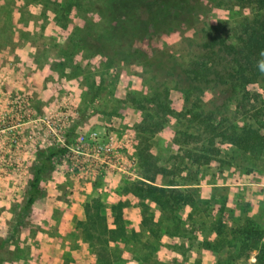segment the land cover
<instances>
[{"label": "trees", "instance_id": "1", "mask_svg": "<svg viewBox=\"0 0 264 264\" xmlns=\"http://www.w3.org/2000/svg\"><path fill=\"white\" fill-rule=\"evenodd\" d=\"M20 24L38 19V60H102L109 66L135 64L146 73L149 94L132 102L143 111L149 131L164 132L180 146L170 167L159 162L149 138L139 141L141 177L122 187L132 197L139 221L129 228L128 200L110 208L112 219L99 204L88 206L90 221L86 239L96 246L99 260L112 264H237L256 253L264 264V225L251 217H233L229 196L232 171L250 156L253 163L264 159V0H17ZM24 1V2H23ZM15 2V0H14ZM15 2V3H17ZM38 2V15L31 3ZM251 9L230 28L228 20L216 18L217 9ZM10 11H13L9 8ZM12 25V22H10ZM179 34V49H147L138 42ZM49 38V39H48ZM41 40V42H40ZM262 89L253 93L252 89ZM182 106L176 109L175 96ZM240 97L249 105L245 116L230 119L229 106ZM255 122L247 124V118ZM239 118V117H238ZM231 149V155L223 156ZM67 148L60 145L42 153L33 166L27 187L30 208L42 194L41 181L51 162ZM215 168L227 185L217 188H178L191 184L198 172L184 183L183 169ZM166 184L168 186H162ZM188 209L187 217L182 212ZM246 212L248 210L242 208ZM94 212V214L92 212ZM243 211L244 213H246ZM197 215L206 216L190 224ZM95 231V232H93ZM93 232V233H92ZM5 242L0 243V248ZM190 255L195 259L190 262Z\"/></svg>", "mask_w": 264, "mask_h": 264}, {"label": "rangeland", "instance_id": "2", "mask_svg": "<svg viewBox=\"0 0 264 264\" xmlns=\"http://www.w3.org/2000/svg\"><path fill=\"white\" fill-rule=\"evenodd\" d=\"M17 2V0H15ZM14 0H0V264H109L99 260L96 246L87 239L84 226L90 221L88 206L99 204L101 212L112 219L110 208L119 200H128L126 220L129 228L139 221L138 208L132 197L122 195V187L135 180H142V168L138 159L139 141L149 138L156 156L166 167L180 153V146L164 132L152 133L143 111L132 102V96L143 98L149 94L146 73L135 64L109 66L102 60H38V19L33 17L20 24L19 5ZM24 2V1H23ZM9 8L13 11H10ZM38 2L31 3V11L38 15ZM216 18L228 20L230 28L238 20L252 16L251 9L227 7L217 9ZM12 22V25H10ZM49 39V38H48ZM179 34L158 36L138 42L139 46L180 48ZM41 42V40H40ZM261 94V88L252 89ZM180 96H175L176 109L182 106ZM241 99L229 106L227 115L240 122L249 105H240ZM264 96L260 98V106ZM245 121H241L243 123ZM247 124H254L249 117ZM97 131L122 136V132L134 135L133 151L138 159L139 177L110 172L83 177L72 174L69 149L56 156L49 164L41 181L42 194L28 209L25 208L27 187L33 166L39 163L48 148L72 145L83 133ZM61 139L64 141L62 142ZM224 157L232 156L226 148ZM245 157L232 171L229 196L232 205L231 220L250 216L264 225V159L253 163ZM198 172V179L191 184L172 185L178 188L227 185L217 176L218 170L194 168L192 173L183 169L182 177H174L176 183H184ZM145 180V179H144ZM168 186L166 184H160ZM242 208L248 210L246 212ZM245 211L246 213H244ZM92 212V211H91ZM94 214V212H92ZM184 210L182 217H187ZM209 220L197 215L189 223ZM95 232V231H93ZM92 232V233H93ZM256 251L248 260L237 264H257ZM195 255H190V262ZM112 264H123L114 260ZM202 264H211L203 258Z\"/></svg>", "mask_w": 264, "mask_h": 264}, {"label": "built area", "instance_id": "3", "mask_svg": "<svg viewBox=\"0 0 264 264\" xmlns=\"http://www.w3.org/2000/svg\"><path fill=\"white\" fill-rule=\"evenodd\" d=\"M121 135L92 131L81 134L72 145L61 139L69 149L72 174H83V177L85 174L105 176L117 172L139 177L138 159L133 151L134 135L131 132Z\"/></svg>", "mask_w": 264, "mask_h": 264}]
</instances>
